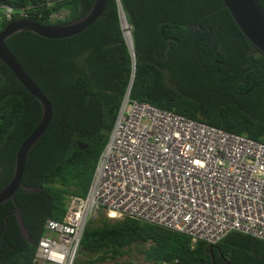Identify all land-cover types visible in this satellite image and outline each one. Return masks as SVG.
Segmentation results:
<instances>
[{
  "label": "trees",
  "instance_id": "obj_1",
  "mask_svg": "<svg viewBox=\"0 0 264 264\" xmlns=\"http://www.w3.org/2000/svg\"><path fill=\"white\" fill-rule=\"evenodd\" d=\"M94 0H0L10 22L57 25L79 19ZM264 10V0H258ZM131 29L134 59L120 14ZM65 13V17L54 18ZM52 105L47 130L29 153L15 195L29 236L60 221L68 195L85 196L123 99L205 123L264 144V54L242 34L222 0H108L80 34L46 39L21 32L5 42ZM38 101L0 61V190L13 175L17 152L37 126ZM80 142L84 149L77 145ZM24 188L37 191L29 193ZM15 205H0V264H33L36 245L22 237ZM86 226L77 255L115 260L136 243L147 264H264V241L231 232L218 243L125 217ZM77 258V256H76ZM73 264H94V260Z\"/></svg>",
  "mask_w": 264,
  "mask_h": 264
},
{
  "label": "built area",
  "instance_id": "obj_2",
  "mask_svg": "<svg viewBox=\"0 0 264 264\" xmlns=\"http://www.w3.org/2000/svg\"><path fill=\"white\" fill-rule=\"evenodd\" d=\"M14 10L0 6V21ZM100 216L133 217L214 245L231 232L264 241V144L125 95L85 196L48 219L33 264H73Z\"/></svg>",
  "mask_w": 264,
  "mask_h": 264
},
{
  "label": "water",
  "instance_id": "obj_3",
  "mask_svg": "<svg viewBox=\"0 0 264 264\" xmlns=\"http://www.w3.org/2000/svg\"><path fill=\"white\" fill-rule=\"evenodd\" d=\"M108 0H94L91 9L83 17L57 25H41L32 19H20L8 23L0 31V61L8 67L15 78L23 85V87L38 101L41 106L42 113L40 120L33 132L22 142L17 152L14 171L9 182L0 190V205L13 202L15 205L14 215L21 230L22 237L30 245H36V242L29 236L21 218L19 207L15 200V195L22 185V178L26 159L44 135L52 118L53 108L47 97L36 86L28 73L24 70L17 59L9 52L6 47V40L21 32H30L39 37L46 39H64L76 36L91 26L104 13V9ZM222 8L226 9L232 19L240 29L242 34L248 39L251 45L260 53L264 54V10L258 0H222ZM122 17L127 23L123 12L120 14V22L122 28ZM128 24V23H127ZM129 26V25H128ZM130 28V26H129ZM123 31V30H122ZM123 37L127 43L131 55L134 59L133 44L131 39V29L129 30L130 41L123 32ZM131 85L126 93L129 95ZM80 149H84L80 142H77ZM26 192L32 193L37 190L24 188ZM214 246L209 247L211 263L214 264L213 250ZM226 264H231L223 257Z\"/></svg>",
  "mask_w": 264,
  "mask_h": 264
},
{
  "label": "rangeland",
  "instance_id": "obj_4",
  "mask_svg": "<svg viewBox=\"0 0 264 264\" xmlns=\"http://www.w3.org/2000/svg\"><path fill=\"white\" fill-rule=\"evenodd\" d=\"M65 13L54 16V18H64ZM98 222L97 218L91 220L88 225L94 227ZM150 246V243H136L131 245L128 249H125L123 256L118 257L115 260L106 259L105 261L96 260L98 256H83L77 255L76 261H89L94 260V264H147L144 259L143 250H146Z\"/></svg>",
  "mask_w": 264,
  "mask_h": 264
},
{
  "label": "bare ground",
  "instance_id": "obj_5",
  "mask_svg": "<svg viewBox=\"0 0 264 264\" xmlns=\"http://www.w3.org/2000/svg\"><path fill=\"white\" fill-rule=\"evenodd\" d=\"M122 30L126 35V38L128 39V41H130V37H129V26L128 24L125 22L124 18L122 17Z\"/></svg>",
  "mask_w": 264,
  "mask_h": 264
},
{
  "label": "flooded vegetation",
  "instance_id": "obj_6",
  "mask_svg": "<svg viewBox=\"0 0 264 264\" xmlns=\"http://www.w3.org/2000/svg\"><path fill=\"white\" fill-rule=\"evenodd\" d=\"M220 258L223 260V256L221 254H219Z\"/></svg>",
  "mask_w": 264,
  "mask_h": 264
}]
</instances>
